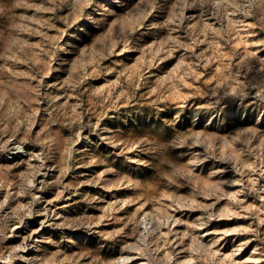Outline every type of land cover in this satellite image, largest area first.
Here are the masks:
<instances>
[{"label":"rangeland","instance_id":"obj_1","mask_svg":"<svg viewBox=\"0 0 264 264\" xmlns=\"http://www.w3.org/2000/svg\"><path fill=\"white\" fill-rule=\"evenodd\" d=\"M0 264H264V0H0Z\"/></svg>","mask_w":264,"mask_h":264}]
</instances>
